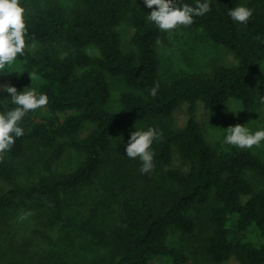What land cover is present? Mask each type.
I'll use <instances>...</instances> for the list:
<instances>
[{
  "label": "trees",
  "instance_id": "trees-1",
  "mask_svg": "<svg viewBox=\"0 0 264 264\" xmlns=\"http://www.w3.org/2000/svg\"><path fill=\"white\" fill-rule=\"evenodd\" d=\"M176 2L195 6L197 0ZM207 2L210 12L177 28L202 30L213 43L227 48L238 64L216 65L211 73L180 75L166 84L158 73L161 30L147 20L152 9L144 0H21L26 47L0 73L11 71L5 85L18 91L32 86L48 96V104L26 113L19 122L24 135L15 138L0 160V183L10 186L7 195L0 193V239L9 226L14 198H50L60 207L62 193L90 185L100 172L115 167L132 180V187L114 203L108 254L88 264H155V259L190 264L183 251L166 241L172 228L184 234L193 231L195 222L188 212L196 206L207 207L208 229L200 244L209 260L222 263L233 257L237 264H264V187L255 191L246 176L250 170L264 179V161L244 149L217 152L195 116L199 101L218 108L234 98L246 111L264 105V81L254 83L257 62L264 60V6L251 7L252 16L239 30L228 11L240 0ZM125 18L133 28L132 47L122 52L117 27ZM107 76L120 77L129 86L120 95L117 113L103 107L110 95ZM0 101V113L3 106L15 107L2 89ZM182 103L187 104V121L167 136L153 159L154 168L167 167L163 172L173 186L154 199L150 183L132 178L137 163L126 155V144L130 133L140 130L142 117H167ZM67 147L84 158L70 170L53 171ZM173 151L185 169L170 166ZM22 171L34 182L20 186L17 176ZM22 247L21 255L12 248L3 252L0 264H68L34 259Z\"/></svg>",
  "mask_w": 264,
  "mask_h": 264
},
{
  "label": "rangeland",
  "instance_id": "rangeland-1",
  "mask_svg": "<svg viewBox=\"0 0 264 264\" xmlns=\"http://www.w3.org/2000/svg\"><path fill=\"white\" fill-rule=\"evenodd\" d=\"M238 5L248 8L261 7L264 6V0H240ZM237 26L240 30L241 23L237 22ZM117 29L120 50L126 52L132 47L130 35L133 28L125 18ZM93 52L98 53L97 50ZM157 52L159 77L166 84L180 75L207 74L211 73L216 65L234 66L238 64V59L227 48L213 43L200 29L180 30L176 28L171 32L161 31ZM11 76V71H2L0 85H5ZM107 80L110 95L103 107L110 113H117L121 107L120 95L128 90L129 86L120 77L107 76ZM263 81L264 60H260L257 62L254 83L257 86ZM195 116L205 138L217 152L240 150L224 142L227 134L225 129L229 126L245 125L253 133L264 129V105L246 111L240 101L234 98H230L218 108L209 107L199 101ZM40 118L41 115L37 119ZM187 118V104L182 103L167 117H142L138 122V128L147 130L148 127H153L162 133L160 138L154 140L151 145L150 151L155 154L167 136L182 127ZM90 127L91 125L85 127L79 136L83 137ZM244 150L250 151L264 161V141H261L259 146L254 145ZM83 158V153L67 147L62 158L53 165L52 169L55 172L70 170L76 167ZM135 162L137 168L135 172H132V178L143 185L150 183L149 193L154 196V199L166 194L173 186L163 172L167 167L153 168L150 173L141 174L140 159L135 158ZM170 166L186 168V164L176 151H173ZM123 171L125 173V170ZM246 176L255 191L264 187V179L254 171H247ZM17 179L20 186L34 182V177L23 171L19 173ZM132 183V180L113 167L100 172L90 185L62 193L60 207H57L50 198L42 200L14 198L12 207L8 210L11 216L9 226L2 229L5 236L2 235L0 239V256L3 258V252H8L11 248L14 249V253L21 255L22 245L26 256L49 263L61 259L68 264H88L93 259L107 255L110 243L108 225L117 207L114 203L124 190L132 187ZM9 188L7 183H0L2 195H7ZM28 212H31V215L21 220L20 216ZM188 214L195 222L193 231L190 234H184L172 228L168 232L167 244L183 251L190 264H237L233 257L222 263H214L204 254L200 238L208 229L207 207L196 206ZM154 262L164 264L160 259H155Z\"/></svg>",
  "mask_w": 264,
  "mask_h": 264
},
{
  "label": "clouds",
  "instance_id": "clouds-1",
  "mask_svg": "<svg viewBox=\"0 0 264 264\" xmlns=\"http://www.w3.org/2000/svg\"><path fill=\"white\" fill-rule=\"evenodd\" d=\"M144 4L152 9L150 14H147V20L153 22L163 32H171L178 26H189L193 23L194 17L203 16L211 11L207 0L205 2L197 0L195 6L188 4L178 6L176 0H144ZM25 11V7L21 6V0H0V70L6 65L11 66L18 54L22 55L24 52L27 32ZM252 14V9L243 5L235 6L228 11L231 19L241 24H247ZM158 87V83L152 87L150 91L152 96L156 95ZM0 89L9 94L10 102L15 106L11 109L3 106L5 111L0 113V160H3L4 154L14 145L15 138L24 135V129L19 126V122L29 111L45 107L48 104V96L37 93L32 86L23 91H18L10 84L0 85ZM261 102L264 103V97L261 98ZM225 131L227 134L224 142L240 149H250L264 141V129L253 133L245 125L236 124L229 126ZM161 135L162 133L153 127L130 133L125 152L130 159L137 157L140 159L141 174L153 170L154 153L150 148L153 141L159 139ZM29 215L31 212L22 214L20 219H26Z\"/></svg>",
  "mask_w": 264,
  "mask_h": 264
}]
</instances>
